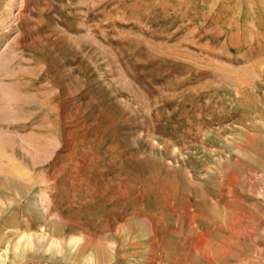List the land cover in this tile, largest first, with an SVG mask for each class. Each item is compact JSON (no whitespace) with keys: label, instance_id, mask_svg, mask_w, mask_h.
<instances>
[{"label":"rangeland","instance_id":"374dc122","mask_svg":"<svg viewBox=\"0 0 264 264\" xmlns=\"http://www.w3.org/2000/svg\"><path fill=\"white\" fill-rule=\"evenodd\" d=\"M0 264H264V0H0Z\"/></svg>","mask_w":264,"mask_h":264},{"label":"bare ground","instance_id":"6f19581e","mask_svg":"<svg viewBox=\"0 0 264 264\" xmlns=\"http://www.w3.org/2000/svg\"><path fill=\"white\" fill-rule=\"evenodd\" d=\"M4 174V173H3ZM8 176H6V178H7ZM73 242V241H72ZM75 242V241H74Z\"/></svg>","mask_w":264,"mask_h":264}]
</instances>
